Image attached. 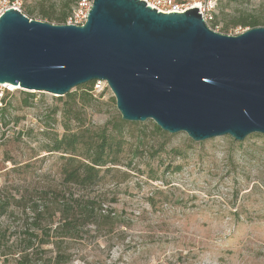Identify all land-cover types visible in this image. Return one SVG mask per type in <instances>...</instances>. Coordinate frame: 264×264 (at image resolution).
Segmentation results:
<instances>
[{
	"label": "rangeland",
	"instance_id": "374dc122",
	"mask_svg": "<svg viewBox=\"0 0 264 264\" xmlns=\"http://www.w3.org/2000/svg\"><path fill=\"white\" fill-rule=\"evenodd\" d=\"M72 1L8 0V5L50 22L43 14L54 9L59 14L63 2L73 8ZM218 16L215 31L242 34L250 27L234 22H264V0H223ZM14 87L0 95V199L10 202L60 184L62 155L44 148L65 131L63 100L36 93L26 103V91ZM94 94L97 101L82 115L84 128L122 119L107 83L95 82ZM126 123L122 166L92 192L105 195V208L116 210L120 227L109 238L91 227L82 239L65 244L70 264H264V136L197 143L186 133L155 132L152 120ZM13 209L14 215L0 217V264H17L32 218ZM44 249L46 261L56 255V247Z\"/></svg>",
	"mask_w": 264,
	"mask_h": 264
},
{
	"label": "water",
	"instance_id": "95a60500",
	"mask_svg": "<svg viewBox=\"0 0 264 264\" xmlns=\"http://www.w3.org/2000/svg\"><path fill=\"white\" fill-rule=\"evenodd\" d=\"M199 8L164 14L140 0H94L83 26L0 18V84L64 97L105 82L126 122L152 120L194 142L264 136V27L210 29Z\"/></svg>",
	"mask_w": 264,
	"mask_h": 264
},
{
	"label": "trees",
	"instance_id": "16d2710c",
	"mask_svg": "<svg viewBox=\"0 0 264 264\" xmlns=\"http://www.w3.org/2000/svg\"><path fill=\"white\" fill-rule=\"evenodd\" d=\"M14 1L11 0L13 3ZM78 1L71 2L74 4L73 8L63 2L58 8L59 14L54 9L52 14L45 13L43 16L49 19L50 24L65 25ZM221 9L223 11L224 7ZM24 14L31 18L34 12L28 10ZM219 22L217 16L213 29ZM234 25L252 29L264 27V22H249L241 18ZM225 29H228V25ZM94 84L95 82L82 85L66 96L58 97L64 101L60 112L65 131L62 136L56 137L45 146L44 151L62 155L60 184L55 182L39 189L35 198L28 199L22 195L18 199L13 198L12 202L9 199H0V217L14 215L13 207L32 217L23 232V250L17 264H70L72 259L64 251L65 244L82 239L90 232L91 227H95L94 232L106 238L120 227L116 210L105 208V195H93L92 192L105 179L106 174L118 172L116 167L122 166L120 154L125 144L122 134L127 123L120 119L94 130L84 128L82 115L92 102L97 101ZM24 94L27 103L36 93ZM5 100L2 99V102ZM72 125L76 126L74 130ZM153 127L155 132L166 136L155 123ZM174 152L177 156H182L179 150ZM151 179L157 180L153 177ZM48 246H54L57 250L56 255L46 261L41 255ZM30 250L32 251L29 252Z\"/></svg>",
	"mask_w": 264,
	"mask_h": 264
},
{
	"label": "built area",
	"instance_id": "2783aa9c",
	"mask_svg": "<svg viewBox=\"0 0 264 264\" xmlns=\"http://www.w3.org/2000/svg\"><path fill=\"white\" fill-rule=\"evenodd\" d=\"M147 3L152 9L158 10L160 13H185L188 10L199 8L200 14L207 26L213 29V24L218 16L219 8L223 0H140ZM94 0H79L72 14L67 18L65 25L83 26L92 10ZM11 6L8 0H0V18ZM217 32V31H216ZM14 86L8 84H0V95L5 90L13 91Z\"/></svg>",
	"mask_w": 264,
	"mask_h": 264
},
{
	"label": "bare ground",
	"instance_id": "6f19581e",
	"mask_svg": "<svg viewBox=\"0 0 264 264\" xmlns=\"http://www.w3.org/2000/svg\"><path fill=\"white\" fill-rule=\"evenodd\" d=\"M13 88H15V87H13ZM13 90V89H12Z\"/></svg>",
	"mask_w": 264,
	"mask_h": 264
}]
</instances>
